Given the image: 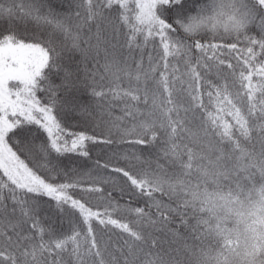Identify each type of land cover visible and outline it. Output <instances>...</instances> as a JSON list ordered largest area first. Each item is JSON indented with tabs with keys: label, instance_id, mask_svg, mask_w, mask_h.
I'll return each mask as SVG.
<instances>
[{
	"label": "snow or ice",
	"instance_id": "snow-or-ice-1",
	"mask_svg": "<svg viewBox=\"0 0 264 264\" xmlns=\"http://www.w3.org/2000/svg\"><path fill=\"white\" fill-rule=\"evenodd\" d=\"M0 264H264V0H0Z\"/></svg>",
	"mask_w": 264,
	"mask_h": 264
}]
</instances>
